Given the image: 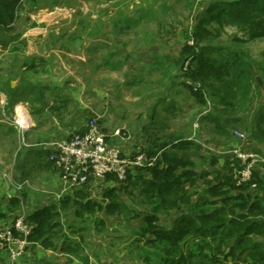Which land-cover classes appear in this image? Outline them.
<instances>
[{"label":"rangeland","instance_id":"obj_1","mask_svg":"<svg viewBox=\"0 0 264 264\" xmlns=\"http://www.w3.org/2000/svg\"><path fill=\"white\" fill-rule=\"evenodd\" d=\"M215 1L222 0H72L67 2L70 11H64L65 14H61L58 18L53 17L51 22V26L56 27L53 33H49L48 39L51 41L60 37V41L56 44L57 49L47 48V57L52 54L54 58L50 60V64H53H48L43 71L45 78L43 81L47 85L56 82L60 85L56 87H60L65 93L75 91L76 95L61 97L63 108L67 109L65 111L68 115L76 113L79 122L84 123L75 133L84 131L93 119L103 128L104 123L113 120L118 124L116 128L121 129V135L118 137L122 140L130 137L133 128H140V135L143 134L144 139L147 138L148 141L144 147L147 152L157 150L164 143H171L179 138H194L205 143L209 150L192 146L182 153L194 161L196 171L210 174L207 176L208 181L213 179L215 174L212 173L215 169L224 170L227 156L232 155L235 150L261 151L259 153L264 156V140H256L250 132L256 119L255 111L259 104L264 102V35L253 39L249 30L229 20L220 23L214 21L207 25L211 34H205L201 42L243 53L252 60L258 74V83L262 87L260 95L263 93V97L259 96V99L248 108L251 109L249 113L225 112L221 115V121L226 129L218 128L212 118H205L209 113L220 115L217 112L225 111L217 102V97L208 94V105L199 104L185 86L188 79L181 74L179 57L182 48L185 44L194 42L195 28L203 11ZM12 37L16 39L15 41L11 39V42H17L12 47L22 43L18 35ZM3 39L5 41V38ZM0 42L3 45L1 64L6 49L4 42L2 40ZM39 82L37 80L33 83ZM21 110H24L22 106L18 109L19 117L14 120L25 123L26 119L21 117ZM261 122V127L264 128V120ZM104 130L107 131L106 128ZM141 148L138 147L136 150ZM28 154L26 152L23 159L28 160L30 165L33 161L27 158ZM23 159L16 157L4 163L0 160L1 177L11 169L15 177L16 172L21 171ZM258 166L256 165L255 168ZM37 173L38 167L33 168L28 175L21 176L20 181L28 180L30 184L38 186L45 179L35 175ZM106 178L97 179L94 185L84 187L92 199L103 202L106 186L114 183L113 180L107 181ZM200 182L202 189L198 184L196 187L202 192L203 187L206 186L203 185L206 184L205 178ZM43 185V188L40 185L42 189L52 186L48 181H44ZM253 187L251 201L264 196L255 184ZM90 188L91 190L88 191ZM22 193L19 194L23 196ZM127 197L131 214L138 212L139 214L135 216L143 217L145 208L141 200L130 195ZM24 198L26 201L25 196ZM96 215L98 213L86 217L87 228L91 227ZM103 216L106 215L103 213ZM66 218L77 222L74 215H65L63 221ZM107 221L111 223L107 229L119 235L118 237L123 235V238L120 242L116 241L117 245H112L111 241L105 242L106 245L102 240L96 242L98 246L94 247V250L100 255L105 246L110 249L108 252L110 256H101L105 260L103 263L138 264L128 253L130 242L127 240L135 227H138L137 221L127 220L124 213ZM0 248L7 249L1 241ZM29 248L31 245L27 250ZM227 251L228 247L225 248V253L218 256L220 258L218 264L233 262V257H225ZM134 253L136 254L135 251ZM10 257L15 261L11 254Z\"/></svg>","mask_w":264,"mask_h":264},{"label":"trees","instance_id":"obj_2","mask_svg":"<svg viewBox=\"0 0 264 264\" xmlns=\"http://www.w3.org/2000/svg\"><path fill=\"white\" fill-rule=\"evenodd\" d=\"M21 2L0 0V26L6 27L15 21ZM225 20L249 30L253 39L262 37L264 0L211 3L197 23L194 42L185 44L179 57L181 74L188 79L185 86L195 100L208 105L210 94L224 107L225 111L217 112L220 115L209 113L205 117L212 118L220 129H226L221 121L223 113H249L248 108L259 96L263 97L251 59L238 50L201 42L205 34H211L208 24ZM255 112L250 132L256 140H264L261 127L264 102ZM192 146L209 150L205 143L194 138H179L148 151L150 156L158 157L156 164L130 170L127 180L120 181L109 174L107 180H113L114 185L105 188L103 202L81 190L74 197L66 195L58 203L32 211L26 216L31 228L27 240L57 253L78 256L87 264L89 258L82 257L81 252L88 215L105 212L106 215L124 213L127 220L135 217L136 213L131 214L120 194L123 191L140 199L145 208L143 224L133 241V249L144 264H218V256L225 253L227 247L225 257H233L230 264H264V196L250 200L254 184L264 194V172L255 168L250 180L241 181L246 165L232 154L227 156L224 170L215 169L213 179L208 181L210 174L196 171L194 161L182 153ZM202 178L206 186L201 192L197 188L202 189ZM20 204V197L12 196L7 212H16ZM4 208L0 197V220L7 218ZM65 215H74L77 222L65 225ZM166 220L170 224H163ZM13 230L14 235L22 236L15 228ZM96 230H107L105 219L97 218Z\"/></svg>","mask_w":264,"mask_h":264},{"label":"crops","instance_id":"obj_3","mask_svg":"<svg viewBox=\"0 0 264 264\" xmlns=\"http://www.w3.org/2000/svg\"><path fill=\"white\" fill-rule=\"evenodd\" d=\"M71 1L22 0L17 8L15 21L9 26H0V40L4 42L6 49V55L0 64V160L4 163L6 160L16 159V157L23 159L27 152L29 153L27 158L29 157L28 159H31V162L33 161L29 165L28 160L23 159L25 162L21 161V171L16 172L15 177L12 172L13 169L5 172L4 177H1L0 174V197L4 203V211H8L6 207L12 196H18L21 199L19 209L14 213L7 212V218L0 220L1 227L14 225L18 217L27 216L32 211L45 205L58 203L66 195L74 197L77 191H86L84 189L86 185H94V181H97V179L92 178L86 185L74 186L63 177V174L50 159L51 143L72 135L84 124L79 122L78 114L68 115L65 111L67 109L63 108L61 97L74 95L75 91H66L65 93L60 87H56L60 86L56 82L47 85L43 81L45 80L43 71L46 70L48 64H53H50V60L54 58L52 54L47 57V48L57 49L56 44L60 41V37L51 41L48 39L49 33H53V29L56 27L51 26L52 19L65 14L64 11H70L66 3ZM12 35H18L22 43L12 47L17 43L14 42L16 38ZM3 38H5V41ZM11 39L14 41L11 42ZM11 47L12 50H10ZM53 79L55 81V78ZM37 80L40 82L34 84L33 82ZM20 106L25 111V123L14 120L19 117L18 109ZM117 125L113 120L104 123V127L110 136L109 140L113 145L118 146L128 154L138 149V147L139 149L146 147L148 141L147 138L144 139L143 134L140 135V128H133L130 137L122 140L114 135ZM259 166L257 168L264 172V164ZM36 167H38V173L35 175L42 177L46 182L48 181L52 185H50V188L42 189L44 181L42 184L40 182L42 188L40 185L30 184L28 180L20 181L21 176L25 177ZM144 174L150 175L149 172H144ZM18 184L23 185L22 190H18ZM110 185L114 184H108L106 187ZM90 190L91 188L88 191ZM20 192H23V196L19 194ZM120 194L124 200L127 199L126 203L129 205L128 195L123 191ZM103 213L106 215L105 212H101L94 217L91 227H88L85 233L86 240L81 256L90 258L88 264H104L105 260L101 256H110L108 246L103 248L102 255L94 250V247L98 246L96 242L102 240L105 244V242L111 241L112 245H117L116 241L120 242L123 238V235L118 237L119 235L109 229L104 232L96 230V220L99 216H101L99 218H106V221L117 216L106 215L104 217ZM135 217L131 220L135 219L138 227H135L130 233L131 236L127 238L130 242H127L129 245L128 253L138 264H144L142 259L136 257L133 250V241L137 237L136 231L143 224L142 215ZM63 222L67 225L72 220L66 218ZM162 222L165 225L169 224L167 220ZM170 222L172 223V221ZM110 224L107 221V228L110 227ZM124 234L128 236V234ZM106 261H108V258H106ZM0 264H84V262L78 256L57 253L52 249L42 247L40 244H31V248L15 261L11 260L9 251L6 248L5 250L0 248Z\"/></svg>","mask_w":264,"mask_h":264},{"label":"built area","instance_id":"obj_4","mask_svg":"<svg viewBox=\"0 0 264 264\" xmlns=\"http://www.w3.org/2000/svg\"><path fill=\"white\" fill-rule=\"evenodd\" d=\"M2 52L3 45L0 42V61ZM114 135L120 136L121 129L117 128ZM109 137V133L93 119L85 132H77L52 142L50 159L63 177L74 186L84 185L92 178H106L109 174L120 181H125L130 170L156 164L157 156H150L144 150L125 153L113 145ZM232 154L246 165L241 172V181L250 180L256 165L264 163V156L258 152L235 150ZM22 188L23 185L18 184V189ZM14 228L22 236L14 235ZM30 233L31 228L26 216L18 217L14 225L0 228V241L7 247L14 260L22 257L32 244L27 240Z\"/></svg>","mask_w":264,"mask_h":264},{"label":"bare ground","instance_id":"obj_5","mask_svg":"<svg viewBox=\"0 0 264 264\" xmlns=\"http://www.w3.org/2000/svg\"><path fill=\"white\" fill-rule=\"evenodd\" d=\"M21 117H24L25 116V111L24 110H21ZM27 116V115H26ZM25 118V117H24ZM22 120V119H21ZM21 122V121H20ZM28 122V121H27ZM22 124V123H21Z\"/></svg>","mask_w":264,"mask_h":264}]
</instances>
